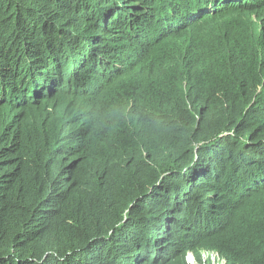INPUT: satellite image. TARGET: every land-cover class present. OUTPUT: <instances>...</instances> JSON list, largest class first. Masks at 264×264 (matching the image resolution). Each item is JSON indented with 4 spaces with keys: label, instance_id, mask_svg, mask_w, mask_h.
<instances>
[{
    "label": "trees",
    "instance_id": "16d2710c",
    "mask_svg": "<svg viewBox=\"0 0 264 264\" xmlns=\"http://www.w3.org/2000/svg\"><path fill=\"white\" fill-rule=\"evenodd\" d=\"M199 248L264 264V0H0V264Z\"/></svg>",
    "mask_w": 264,
    "mask_h": 264
},
{
    "label": "rangeland",
    "instance_id": "374dc122",
    "mask_svg": "<svg viewBox=\"0 0 264 264\" xmlns=\"http://www.w3.org/2000/svg\"><path fill=\"white\" fill-rule=\"evenodd\" d=\"M239 17H243V15H239ZM246 19V18H245ZM251 26L254 28V25L257 23V19H254L251 17ZM248 30H251L248 28ZM219 29L215 24L211 23H205L200 28L199 31L196 32L200 39L207 42L206 49H208L211 45L222 42L223 37H228L229 32L227 28L225 27L224 30L221 33H218ZM194 32H190V34H193ZM186 40L184 37L182 38H176L173 41L166 42L161 50L159 51L158 55L161 57H169V59L172 58H178L180 59L181 56H183L185 49H186ZM223 60H226L228 69L231 66V63H228L229 60L233 59V54H229L228 56H223ZM201 60H208V57L205 55L202 57ZM195 255H198L200 257V260H197V257ZM186 262L189 264H223L225 262L223 256H221L218 252L215 250L205 249V248H199L196 250V252L188 251L186 254Z\"/></svg>",
    "mask_w": 264,
    "mask_h": 264
},
{
    "label": "clouds",
    "instance_id": "9594fccd",
    "mask_svg": "<svg viewBox=\"0 0 264 264\" xmlns=\"http://www.w3.org/2000/svg\"><path fill=\"white\" fill-rule=\"evenodd\" d=\"M199 260H200V257H199ZM188 263V262H187ZM189 264V263H188ZM211 264V263H210ZM224 264V263H223Z\"/></svg>",
    "mask_w": 264,
    "mask_h": 264
}]
</instances>
